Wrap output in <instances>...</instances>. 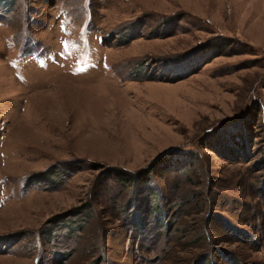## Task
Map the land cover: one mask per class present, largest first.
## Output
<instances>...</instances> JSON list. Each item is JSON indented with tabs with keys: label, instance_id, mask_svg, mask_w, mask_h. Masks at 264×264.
<instances>
[{
	"label": "rangeland",
	"instance_id": "obj_1",
	"mask_svg": "<svg viewBox=\"0 0 264 264\" xmlns=\"http://www.w3.org/2000/svg\"><path fill=\"white\" fill-rule=\"evenodd\" d=\"M0 264H264V0H0Z\"/></svg>",
	"mask_w": 264,
	"mask_h": 264
},
{
	"label": "trees",
	"instance_id": "obj_2",
	"mask_svg": "<svg viewBox=\"0 0 264 264\" xmlns=\"http://www.w3.org/2000/svg\"><path fill=\"white\" fill-rule=\"evenodd\" d=\"M226 42L227 39L224 38L223 39L207 38L201 43L194 46L190 50V52L187 53L188 54L187 56L182 57L185 58L186 60L188 59V61H194L193 63H191L189 72H194L201 63L205 62L210 56L217 54L221 50V48L226 44Z\"/></svg>",
	"mask_w": 264,
	"mask_h": 264
}]
</instances>
